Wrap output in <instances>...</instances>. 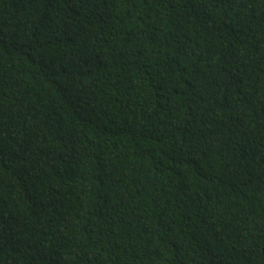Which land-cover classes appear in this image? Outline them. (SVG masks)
Returning a JSON list of instances; mask_svg holds the SVG:
<instances>
[{
    "label": "trees",
    "instance_id": "16d2710c",
    "mask_svg": "<svg viewBox=\"0 0 264 264\" xmlns=\"http://www.w3.org/2000/svg\"><path fill=\"white\" fill-rule=\"evenodd\" d=\"M0 264H264V0H0Z\"/></svg>",
    "mask_w": 264,
    "mask_h": 264
}]
</instances>
